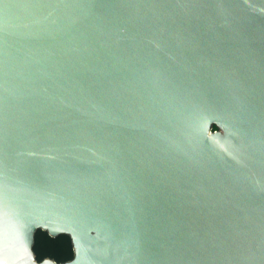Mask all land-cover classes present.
Listing matches in <instances>:
<instances>
[{"label":"water","instance_id":"obj_1","mask_svg":"<svg viewBox=\"0 0 264 264\" xmlns=\"http://www.w3.org/2000/svg\"><path fill=\"white\" fill-rule=\"evenodd\" d=\"M0 264H264V0H0Z\"/></svg>","mask_w":264,"mask_h":264},{"label":"trees","instance_id":"obj_2","mask_svg":"<svg viewBox=\"0 0 264 264\" xmlns=\"http://www.w3.org/2000/svg\"><path fill=\"white\" fill-rule=\"evenodd\" d=\"M33 252L38 261L50 257L57 262H63L71 259L73 255L69 236L60 234L51 237L47 232L40 229L34 235Z\"/></svg>","mask_w":264,"mask_h":264}]
</instances>
